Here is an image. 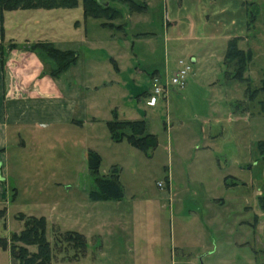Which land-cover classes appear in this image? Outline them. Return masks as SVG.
Segmentation results:
<instances>
[{"label": "rangeland", "instance_id": "rangeland-1", "mask_svg": "<svg viewBox=\"0 0 264 264\" xmlns=\"http://www.w3.org/2000/svg\"><path fill=\"white\" fill-rule=\"evenodd\" d=\"M151 3L149 22L136 23V18L143 19L137 12L110 2L122 10L117 22L124 25L113 38L100 27L102 21H113L84 18L81 0L75 9L18 10L0 18L7 31L14 27L31 42L40 32L59 42L74 41L83 62L53 78L69 82L83 73L93 75L92 89L75 96L74 118L79 123L10 127L8 139L25 142L9 146L11 190L0 219V264H15L9 238L23 229L22 215L44 219L50 264H105L114 251L140 264H172L174 249L177 264H264V214L257 206L264 172L257 150V143L264 141V93L250 100L246 92L247 87L249 92L257 89L264 77V0ZM166 20H176L174 29L184 34L194 27L215 38L169 42L165 47ZM232 38H239V49L252 56L244 83L232 79V63L224 64ZM33 52L51 65L44 71L52 77L51 60ZM112 57L120 68L118 76ZM180 58L191 65L182 88L172 86L167 100L159 97L152 108L145 105L146 96L136 98L149 92L151 72L158 70L154 75L163 80L171 78L174 71L166 77L165 62L171 70L175 64L180 68ZM113 80L119 84L102 86ZM124 83L127 98L120 90ZM113 114L146 122L158 141L150 157L126 142L111 141L106 120ZM89 150L101 158L99 175L119 170L124 193L120 203L90 199L95 186L87 167ZM227 175L240 185L224 186ZM113 217L117 223L111 232L107 222ZM60 232L83 235L85 253L56 244ZM130 244L132 254L127 257Z\"/></svg>", "mask_w": 264, "mask_h": 264}, {"label": "crops", "instance_id": "crops-1", "mask_svg": "<svg viewBox=\"0 0 264 264\" xmlns=\"http://www.w3.org/2000/svg\"><path fill=\"white\" fill-rule=\"evenodd\" d=\"M135 1V0H133ZM146 1V2H145ZM151 1L153 0H143L146 4V10L141 13H137L141 18H136V23L141 22H149V12L152 6ZM114 6V4H113ZM116 7V6H115ZM122 11V10H121ZM155 12H152L150 20L154 22ZM119 19V18H118ZM128 19V18H126ZM102 20V19H101ZM4 20H2L3 22ZM119 20H113L112 24L114 26L120 28H108L104 27L100 23V27L103 30H107L110 34V37L113 38L114 32L123 31L124 25L118 23ZM111 23V22H110ZM177 21L173 20L171 23L166 20L164 22V44L167 47L169 42H177V41H199V40H207L215 37H211V35H207L204 31H196L194 27H189V30L184 34L182 31H177L174 28L177 26ZM23 30V28L19 29V31ZM146 33H139L137 36L144 35ZM148 35V34H147ZM87 39V38H85ZM38 42H49L51 44L59 43L57 48L64 51H76L73 48V42L53 40L51 38H47L42 32L36 36L35 42H31L24 34L20 35L12 27L11 30L7 31L4 26V23L0 24V205L4 208V205L9 204V193L11 187L10 180V157L8 155L9 146L12 141H16V144H23L24 139H8L10 135V127H20L26 126L30 124L41 125L42 123H52V124H69L77 121L80 122L79 119H75L77 113V103L75 100V96L81 92V90L89 91L92 89L91 78L93 77L92 73L89 75L82 74V76L77 79H73L69 82L60 81V78L56 79L48 76L45 73V69L49 68L51 65L42 60L40 56L30 50V46L34 43ZM86 49V48H85ZM92 50V49H90ZM76 53V52H75ZM77 54V53H76ZM78 56V54H77ZM120 56V54H119ZM123 54L120 56L122 57ZM116 66V74H121L120 68L114 60L111 58ZM196 57L192 56L191 62H195ZM183 60L182 58L178 59V61ZM80 61L83 62L78 56V60L76 66L72 68H77L80 64ZM177 61V63H178ZM164 71L167 77V74L170 71L176 72L178 65L175 64L172 70L168 66V60L165 62ZM196 63V62H195ZM151 73L158 74V70H154ZM150 73V74H151ZM149 74V77H150ZM89 79V80H88ZM81 81V85H79L78 81ZM110 83L119 84L118 82L110 81L108 83H102V86L106 87ZM122 92L126 94V98L128 97L129 90L127 89V84L124 83ZM95 89L98 87L93 86ZM131 93V92H130ZM148 91L142 92L141 95H137V99H140L142 96L147 97ZM168 94L164 97L167 100ZM132 95H130V99ZM146 102V101H145ZM146 105V104H145ZM119 120H129L134 121L136 119L126 118V117H117ZM111 119V118H110ZM106 120V122L110 121ZM210 138V137H208ZM112 141V140H111ZM114 143V142H113ZM122 143V142H120ZM87 155V154H86ZM218 163V162H217ZM225 177V176H224ZM223 177V179H224ZM222 179V183H223ZM168 189L170 188V180L168 178ZM224 185V183H223ZM234 188V187H233ZM122 201H113L117 204ZM1 207V206H0ZM5 209V208H4ZM7 209V208H6ZM119 219L120 215H117ZM114 218V217H113ZM117 223V219L114 218V221H108L107 225L110 226V231L112 232L113 223ZM106 225V224H105ZM107 230V227L105 228ZM110 233V232H109ZM133 244L126 245L128 247V251L126 252V256L129 257L132 254ZM104 251V250H103ZM174 252V253H173ZM105 253H103L104 255ZM171 257L174 256V260L172 264L179 263V260L176 259V249L173 251L170 250ZM114 258L110 261H107L105 264H120L123 262H127V264H140L137 263L135 259L131 258H123L124 255L120 254V252H113ZM178 261V262H177ZM181 263V262H180Z\"/></svg>", "mask_w": 264, "mask_h": 264}, {"label": "trees", "instance_id": "trees-1", "mask_svg": "<svg viewBox=\"0 0 264 264\" xmlns=\"http://www.w3.org/2000/svg\"><path fill=\"white\" fill-rule=\"evenodd\" d=\"M110 2L122 3L128 6L130 11L141 13L146 10L145 2L138 4L133 0H81V6L84 18L106 19L109 21L121 17V10L110 6ZM79 0H0V18L4 12L28 11V10H58V9H75ZM105 3L108 5L105 6ZM2 22V20H1ZM108 28H120L112 23L103 22L101 24ZM239 38H232L227 43L224 54V64L232 63L234 74L232 79L244 83V73L247 65L251 61L250 51L239 49L237 41ZM32 51H40L45 54L52 62L50 75L58 77L68 68L76 65L78 56L74 51H61L56 49L51 43H35L31 46ZM151 73L150 75H154ZM249 99L258 93H264V77L260 81V86L249 92ZM110 139L114 143L126 142L132 148L142 152L145 156L150 157L156 149L158 141L155 135L147 131V124L144 120H119L116 114H113L112 120L106 123ZM257 150L264 169V141L257 143ZM87 167L94 178V190L90 191L92 201H118L124 196L123 188L119 183V170L113 168L109 175L101 176L98 170L101 163L100 156L89 150L86 155ZM224 186L232 188L240 185L235 177L227 175L223 179ZM258 209L264 214V172L260 195L257 197ZM5 209L0 211V219L4 216ZM23 221V229L9 238L10 255L15 264H50L52 261L51 244L46 237V225L43 218L20 216ZM55 242L62 244L66 248L70 247L75 254L85 253L87 249L86 239L77 232L59 233ZM2 241V246H5ZM29 247H35L36 251H29Z\"/></svg>", "mask_w": 264, "mask_h": 264}, {"label": "built area", "instance_id": "built-area-1", "mask_svg": "<svg viewBox=\"0 0 264 264\" xmlns=\"http://www.w3.org/2000/svg\"><path fill=\"white\" fill-rule=\"evenodd\" d=\"M171 78L163 80L159 75H153L150 79V90L146 97V106L155 107L159 97H165L172 86L182 88L186 83L187 74L190 71V64H182Z\"/></svg>", "mask_w": 264, "mask_h": 264}, {"label": "water", "instance_id": "water-1", "mask_svg": "<svg viewBox=\"0 0 264 264\" xmlns=\"http://www.w3.org/2000/svg\"><path fill=\"white\" fill-rule=\"evenodd\" d=\"M108 4L107 3H105V6H107Z\"/></svg>", "mask_w": 264, "mask_h": 264}]
</instances>
